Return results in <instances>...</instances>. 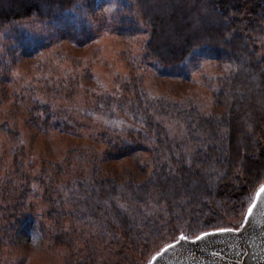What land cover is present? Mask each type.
<instances>
[{
	"label": "trees",
	"instance_id": "obj_1",
	"mask_svg": "<svg viewBox=\"0 0 264 264\" xmlns=\"http://www.w3.org/2000/svg\"><path fill=\"white\" fill-rule=\"evenodd\" d=\"M71 11L100 24L80 34ZM103 24L121 70L106 83L86 66L60 77L52 64L80 63ZM36 27L41 40L26 34ZM6 33L0 264L24 240L62 252L60 264H144L240 220L264 181V0H0ZM151 72L180 83L156 94ZM58 136V158L25 146Z\"/></svg>",
	"mask_w": 264,
	"mask_h": 264
},
{
	"label": "rangeland",
	"instance_id": "obj_2",
	"mask_svg": "<svg viewBox=\"0 0 264 264\" xmlns=\"http://www.w3.org/2000/svg\"><path fill=\"white\" fill-rule=\"evenodd\" d=\"M104 2H113V0H102ZM117 0H115L116 3ZM77 16L74 15L75 12L71 11L68 15V19L74 20L78 25L82 26L81 30L77 29L78 33L82 34H90L89 31V23L91 25L100 24L95 21L90 20L87 21L85 16L76 12ZM78 17V18H77ZM95 20V19H94ZM34 25H32L33 27ZM141 27V26H140ZM30 28L25 29L26 34H28L29 38L32 40L39 39L41 40V36L46 35V28H38L36 27L35 33L31 35L29 31ZM44 29V30H42ZM101 29V30H100ZM96 28V37H94V41L91 45H87L86 47L81 46L79 50H76L75 53H78V57H82L80 63H75V65L70 63H59L52 64V68L56 67L58 70H61L60 77H64L65 72L62 70H67L71 72L73 70L80 71L83 66L89 67L92 70L93 75L96 78H100L104 80L103 82H108V77L117 71L121 70L120 63L116 56L120 46L113 42L115 34L111 27H106V25H102V28ZM142 29V27L140 28ZM41 30V33H40ZM87 31V33H86ZM22 32V31H21ZM92 32V31H91ZM22 34V33H21ZM41 34V35H40ZM11 34H3L0 40H4L10 37ZM48 35V33H47ZM23 35H21L22 37ZM34 36H39V38H34ZM20 37V38H21ZM12 39V37H11ZM21 39L14 37L13 41L19 43ZM16 43V44H17ZM96 49L92 53L93 50ZM98 50V51H97ZM92 53V54H91ZM202 54V53H201ZM33 58L37 57V54H33ZM102 60L107 61L108 64L104 63ZM83 61V62H82ZM189 63H187L182 69L181 72L187 73L190 68ZM59 67V68H58ZM201 71H207L208 74H215L216 70L212 63H204L201 65ZM55 70V69H54ZM206 72V73H207ZM193 78L200 77L198 73H193ZM179 81V80H178ZM176 80H172L170 78L163 76H156L155 73L151 72L148 77L145 78L146 86L150 88L154 93H163L170 90V87H176L178 82ZM199 86V85H198ZM201 90L204 91L205 98H209V93L211 90L210 86H199ZM61 136L57 138L50 139L47 138H36L30 139L26 142V148L31 155L42 154L48 158H58L59 150H61L59 139ZM264 187V181L259 184V186L255 189L250 203L247 205L246 209L243 211V214L240 217V220L234 222L230 226H227L226 229H241L245 227H256L252 230L251 236H247L244 238L242 245H236L235 241L231 240V236H227L225 234H216L211 237L212 247H208L206 250L209 251L210 255H199L193 252L183 251L179 248H165L162 247L155 251L150 258L144 260V264H148L151 258L157 254L162 253L161 264H235L232 261H239L242 264H257L259 262H264V193L260 192V188ZM36 202V199H34ZM252 209L249 214L248 209ZM239 229V230H240ZM21 235V239H22ZM246 236V234H244ZM254 238H253V237ZM34 242V241H33ZM27 240L21 241V243L14 248H6L3 250L2 255V264H60L61 257L63 255L62 252H56V250L51 249L47 243H33ZM239 243V242H238ZM159 252V253H158Z\"/></svg>",
	"mask_w": 264,
	"mask_h": 264
},
{
	"label": "water",
	"instance_id": "obj_3",
	"mask_svg": "<svg viewBox=\"0 0 264 264\" xmlns=\"http://www.w3.org/2000/svg\"><path fill=\"white\" fill-rule=\"evenodd\" d=\"M256 227H245V228H239V229H222V230H214V231H209V235L204 236V233L201 234L200 236H204L202 240H197V238H192V239H185L181 240L178 238L176 241L164 246L162 249L165 248H179L182 249L183 251L187 252H193L199 255H210L209 251L206 250L208 247H212V240L211 237H213L216 234H225L227 236H231V240L235 241L236 245H242V242L244 238L246 239L247 236H251L252 230H254ZM246 234V236H244ZM253 237V236H252ZM254 238V237H253ZM239 242V243H238ZM171 245V246H170ZM159 253V252H158ZM162 253L157 254L151 258L148 264H161V258H162ZM235 264H242L239 261H232ZM257 264H264V262H259Z\"/></svg>",
	"mask_w": 264,
	"mask_h": 264
},
{
	"label": "snow or ice",
	"instance_id": "obj_4",
	"mask_svg": "<svg viewBox=\"0 0 264 264\" xmlns=\"http://www.w3.org/2000/svg\"><path fill=\"white\" fill-rule=\"evenodd\" d=\"M106 11H111V9H106ZM260 192H261V193H264V187H261V188H260ZM251 211H252L251 208L248 209L249 214L251 213ZM207 235H209V233L205 232V233H204V236H207ZM204 236L197 235L196 238H197V240H202V239L204 238ZM180 239H181V240H185V239H187V237H186V236H181ZM170 246H171V245H170Z\"/></svg>",
	"mask_w": 264,
	"mask_h": 264
}]
</instances>
